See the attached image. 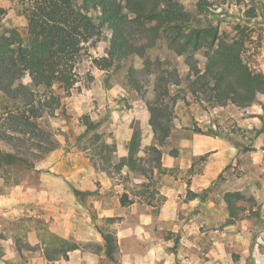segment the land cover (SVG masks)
Here are the masks:
<instances>
[{
	"label": "rangeland",
	"instance_id": "rangeland-1",
	"mask_svg": "<svg viewBox=\"0 0 264 264\" xmlns=\"http://www.w3.org/2000/svg\"><path fill=\"white\" fill-rule=\"evenodd\" d=\"M210 1L214 3L204 11L222 19V30L230 31L231 22L248 20L253 30L250 40L242 48L243 57L250 66L264 73V0H258V15L251 19L245 15L249 6L244 2ZM180 2L188 10L196 11L197 0ZM0 5L7 9L0 18V31L4 27L17 26L25 32L27 20L21 4L17 0H0ZM201 17L205 18L204 15ZM110 37V31L104 30L95 45L86 48L81 78L69 93L62 92L61 104L51 119L56 138L57 134L64 133L63 121H71L72 134L83 137L82 145L91 146L93 139L100 137L101 147H92L93 164L113 174L115 184L146 201L152 197L157 203L163 200L159 189L166 181L180 176L182 183H191L192 169L175 174L176 167H173L169 173V167L163 166V159L168 155L178 156L182 150L186 155L190 154L193 136L225 137L239 153L237 165H231L209 190L186 192L183 188L186 199L198 195V200L205 202L197 210L200 212L198 223L193 224L197 234L190 229L181 234L183 227L172 234H162L166 245L164 249L160 248L154 261L146 256L143 262H137L135 257L132 264H264V95H258L250 104H236L230 97L219 95L213 76L206 70V49L187 58L170 49L165 41L141 47L119 67L101 69L94 59L107 54ZM89 70L92 77L86 74ZM161 72L165 73V80L159 83L163 89L157 91L156 78ZM22 80L25 83L31 81L28 74ZM166 88L169 94L164 93ZM162 93L165 95H159ZM150 103L164 109L160 120L164 126L171 127V134L166 139L154 134ZM136 130L139 135L134 157L145 174L138 169L127 173L123 171L125 167L119 169L117 166L120 162L116 153L117 139L133 136ZM7 133H12L9 116L0 108V148L3 151L27 156L35 165L51 153L43 155L36 146L27 149L29 146L7 139ZM107 148L114 150L110 157L103 152ZM4 160L6 164L0 167V264H41L42 257L47 258V244H59V238L66 239L48 229L40 209L35 207L43 169L31 168L9 156ZM243 164V169H239L238 166ZM17 185L21 187L17 189ZM238 187L246 188L240 191V197H233L234 214H231L224 194L227 190L236 191ZM21 191L35 192L28 195L31 207L21 208L18 203H13L14 206L7 200L13 192L19 198ZM87 199L91 200L90 197ZM125 213L131 217L133 212L127 206ZM94 218L98 226L110 228L105 218ZM30 234H41L40 243H31ZM67 239L74 241L73 237ZM133 245L137 250V243ZM51 253L55 255L54 249ZM114 255L115 260H123L119 248Z\"/></svg>",
	"mask_w": 264,
	"mask_h": 264
},
{
	"label": "trees",
	"instance_id": "trees-1",
	"mask_svg": "<svg viewBox=\"0 0 264 264\" xmlns=\"http://www.w3.org/2000/svg\"><path fill=\"white\" fill-rule=\"evenodd\" d=\"M17 1L21 4L27 27L25 32L17 26L4 27L0 31V108L9 116L12 128V133L5 137L24 147L29 146L27 149L36 146L44 155L58 146L51 119L61 104L62 92L69 93L82 76L81 64L87 54L86 48L95 45L104 30L111 33L107 54L94 59L101 69L119 67L141 47L165 41L170 49L187 58L206 49V70L213 76L219 95L230 97L236 104H250L258 95H264V73L250 66L242 53L251 38L252 27L248 20H239L231 22L230 31L222 30V19L204 11L214 3L210 0H197L196 11L188 10L180 0ZM238 2L249 6L245 10L248 19L258 15V0ZM6 12L7 9L0 5V18ZM26 74L31 79L28 83L22 80ZM86 74L91 76L90 70ZM157 75L155 89L158 91L163 89L159 83L164 82L165 73ZM164 93L169 94V89L166 88ZM149 106L155 136L168 138L171 127L164 126L160 120L164 109L152 103ZM138 135L136 130L129 154L122 157L117 166L119 169L128 166L130 170L138 169L145 174L134 157ZM91 147H101L100 137L93 139ZM113 151L107 148L103 152L110 157ZM158 153L161 156V152ZM5 156L36 167L27 156L5 152L1 148L0 167L6 164ZM234 196L240 197V192L226 191L224 194L231 214H234ZM124 197L126 194L121 198L123 205L127 202ZM105 220L109 224L112 218ZM98 228L105 241L106 255L115 259L114 253L118 249L115 231ZM59 239V244H47L45 256L49 260L67 257L68 251L79 246L70 239Z\"/></svg>",
	"mask_w": 264,
	"mask_h": 264
},
{
	"label": "crops",
	"instance_id": "crops-1",
	"mask_svg": "<svg viewBox=\"0 0 264 264\" xmlns=\"http://www.w3.org/2000/svg\"><path fill=\"white\" fill-rule=\"evenodd\" d=\"M63 123L64 133L57 134L58 146L35 167L43 169L40 173L41 187L37 192L39 200L35 207L40 209V215L45 218L44 222H47L51 232L66 239L73 237L79 246L68 251L67 257L54 260L42 257L41 264H132L135 257L137 262H143L146 256L154 261L160 248L164 249L166 245L162 234H172L181 227V234H186V229L197 234L193 224L198 223L200 212L197 210L205 202L198 200V195L186 199L183 188L186 192L209 190L231 165H237L239 158L229 139L219 135H195L190 154L186 155L182 150L178 156L168 155L163 159V166L169 167V173L173 167H176L175 174H182L183 169H192L194 177L191 183H182L180 176L173 177L160 187V194L163 195L160 203L152 197L146 201V198L115 184L113 174L97 168L91 158L92 147L82 145L83 137L72 134L71 121ZM131 137L117 139L116 153L120 159L129 154ZM244 166L238 167L243 169ZM124 167V172H131L127 166ZM20 187L16 186L17 189ZM245 188L235 190L240 192ZM15 193L8 196L9 202L18 203L21 208L31 207L28 195L35 192L21 191L19 198L15 197ZM125 193L127 202L123 205L121 198ZM87 197L91 200L88 201ZM127 206L132 209L131 217L125 213ZM94 216L97 219L112 218L109 227L116 233L123 260L106 255L105 241ZM179 223L181 225L178 226ZM40 235L30 234L31 243L39 244ZM134 242L137 243V250L133 248Z\"/></svg>",
	"mask_w": 264,
	"mask_h": 264
}]
</instances>
